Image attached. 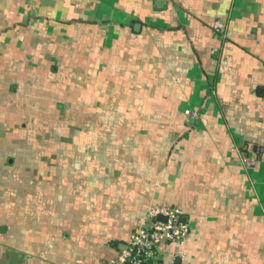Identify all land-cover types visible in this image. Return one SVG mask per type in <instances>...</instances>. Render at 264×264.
I'll return each mask as SVG.
<instances>
[{
  "label": "crops",
  "instance_id": "obj_1",
  "mask_svg": "<svg viewBox=\"0 0 264 264\" xmlns=\"http://www.w3.org/2000/svg\"><path fill=\"white\" fill-rule=\"evenodd\" d=\"M151 207L174 264H264V0H0V264H103Z\"/></svg>",
  "mask_w": 264,
  "mask_h": 264
},
{
  "label": "built area",
  "instance_id": "obj_2",
  "mask_svg": "<svg viewBox=\"0 0 264 264\" xmlns=\"http://www.w3.org/2000/svg\"><path fill=\"white\" fill-rule=\"evenodd\" d=\"M213 28L219 32L224 30L219 22H215ZM253 149L250 144L242 149L240 162L245 169H253L258 164ZM158 217L165 218V221H159ZM189 229L180 211L166 207H151L140 218L128 241L118 249L116 258L103 264H164L159 253L160 245L176 244L179 250L171 255L169 263H166L174 264V259L183 260L185 257L182 248Z\"/></svg>",
  "mask_w": 264,
  "mask_h": 264
},
{
  "label": "water",
  "instance_id": "obj_3",
  "mask_svg": "<svg viewBox=\"0 0 264 264\" xmlns=\"http://www.w3.org/2000/svg\"><path fill=\"white\" fill-rule=\"evenodd\" d=\"M137 28V26H135V29ZM158 220L159 221H165V218H162V217H158ZM176 263L178 264V261H176Z\"/></svg>",
  "mask_w": 264,
  "mask_h": 264
},
{
  "label": "rangeland",
  "instance_id": "obj_4",
  "mask_svg": "<svg viewBox=\"0 0 264 264\" xmlns=\"http://www.w3.org/2000/svg\"><path fill=\"white\" fill-rule=\"evenodd\" d=\"M15 168L14 169H12V171H13V173L15 174V175H18L16 172H15ZM6 187L8 188V185H6Z\"/></svg>",
  "mask_w": 264,
  "mask_h": 264
}]
</instances>
